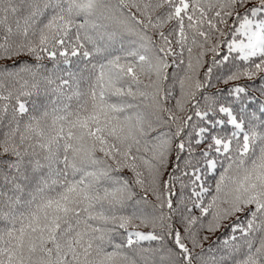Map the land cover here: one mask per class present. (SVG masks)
<instances>
[{"label":"snow or ice","instance_id":"snow-or-ice-1","mask_svg":"<svg viewBox=\"0 0 264 264\" xmlns=\"http://www.w3.org/2000/svg\"><path fill=\"white\" fill-rule=\"evenodd\" d=\"M0 264H264V0H0Z\"/></svg>","mask_w":264,"mask_h":264}]
</instances>
